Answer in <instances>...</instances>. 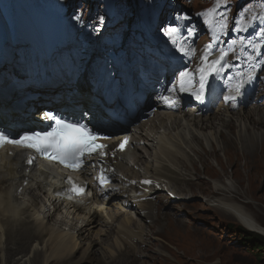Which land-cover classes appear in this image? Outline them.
<instances>
[{
  "label": "bare ground",
  "instance_id": "obj_1",
  "mask_svg": "<svg viewBox=\"0 0 264 264\" xmlns=\"http://www.w3.org/2000/svg\"><path fill=\"white\" fill-rule=\"evenodd\" d=\"M2 46L0 42V53L4 51ZM0 58L4 57L0 55ZM2 70L0 69V72ZM14 70V75H20L18 69ZM55 78L59 80V77ZM81 81L83 90L88 91L89 85L84 75L79 72L78 84ZM0 82L1 85L4 83L2 80ZM8 85L2 86L7 89L0 91V111L6 108L5 102H2L4 97L14 94L16 88L13 80ZM191 110L193 109L189 112H173L157 107L152 114L138 122L134 135L130 138L131 141L135 140V145L142 141V146H133L116 154V145L121 137L117 136L109 142L107 172H120L127 182H133L134 179H139V171H144L158 182V187H149L152 191L150 195H156L155 202L145 200L135 205L129 197L123 195L125 191L109 187L106 191L98 190L94 193L93 200H89L85 205L78 201L63 203L49 192L52 188L58 190L55 187L57 180L53 171L45 170L42 166L29 165L26 156L19 150L0 151V264H20L22 257L18 255L29 252L33 247L27 264H93L94 261L108 262L106 264H135V259L126 262L124 259L117 262L114 259L106 261L112 254L111 246H119L116 243L121 246L126 244L128 252L142 253L140 249L135 250V241L139 244L147 241L149 225L144 224V218L151 219L154 228L156 225L161 227L169 224L185 228L187 221L172 217L179 211H187L193 207L185 202L195 196H202L208 208L230 214L247 226V229L264 233V229L251 221L240 207L233 205L236 201L231 198L235 193L232 192V185L228 186L227 183L221 186L220 178L217 181L212 179L214 185L219 188L209 191L205 196V191L199 184L206 182L202 180L196 167L198 163L204 167L206 161L193 147V144L196 146L197 141L202 140L201 137L206 134L210 135L209 144L216 143L212 139L215 134L227 138L235 131L238 123L242 129L235 136L238 144H243L249 149H254L258 142L261 146L260 140H264V107L260 111L245 114L247 110L237 109V112H233L220 106L215 113L199 116L193 115L194 111ZM44 111L45 109L41 110L39 115ZM2 117L0 114V118ZM33 119L35 120L34 117ZM217 143L225 146L223 139ZM222 149L224 150V147ZM187 150L193 152L196 159ZM128 162L132 165H127ZM217 163L222 169L225 168L222 163ZM87 175L88 170L83 176ZM116 179L117 176L113 175V180ZM118 184L114 181V185ZM34 186L37 187L36 192ZM163 199L175 210L161 213L160 205L164 204ZM207 201L210 205H207ZM104 204L107 206L104 207ZM98 207L100 209H97ZM35 208L39 210L35 211ZM141 210L145 211L143 216ZM54 215L56 217L52 220ZM237 230L239 228H235L234 233H238ZM93 232L96 235L93 236ZM161 232L159 229L152 231L156 235Z\"/></svg>",
  "mask_w": 264,
  "mask_h": 264
},
{
  "label": "rangeland",
  "instance_id": "obj_2",
  "mask_svg": "<svg viewBox=\"0 0 264 264\" xmlns=\"http://www.w3.org/2000/svg\"><path fill=\"white\" fill-rule=\"evenodd\" d=\"M76 1L77 0H10V6L15 18L18 13L29 16L30 18V24L22 20H14L13 24L16 26V35L26 40L23 36L25 31L33 32L41 27L48 28L52 31L55 30L57 25H54V23L61 24L68 18L66 11L70 10L76 12L75 8L79 10L77 6H74ZM174 1H176V5L178 6L191 4L193 6L195 2L194 0L193 3L187 4L185 0ZM201 1L202 0H197L196 2L199 4ZM54 2L56 4L52 17L53 21L51 24L45 25L40 19L43 20L47 16L52 15L49 10L54 8ZM13 47L15 48L16 46ZM15 62L16 59L12 67L10 66V69L16 67ZM22 71L28 72L27 70ZM262 102H264V100ZM256 105L257 104H254L253 106L242 109L244 111L247 110L245 112L246 114L251 111H260L264 107L263 103H258V105ZM216 110L217 108H211L208 114L215 113ZM40 111L41 110H38L36 113L38 114ZM233 112H237V110ZM242 125L241 123V126ZM240 129L241 127L238 123L235 131L227 138H224L221 134L218 136L217 134L213 135L212 139L216 142H214L215 144H209V134L201 137L202 140L197 141L198 144L196 146L193 144V147L200 152L201 158L206 161L204 167H202L200 163H198L196 167V171L201 175L202 180L206 182V184L200 183L199 186L202 187L205 191V196H207L209 191L211 192L219 188L213 183L217 181L218 178L222 181H220L221 186L227 183L228 186L232 185V192H235L233 193L235 196L233 195L231 198L236 201L235 203L233 202V205L240 207L242 211L250 217L251 221L264 229V140L262 138L260 140L262 145L260 146L258 142L254 149L246 148L243 144L240 146L235 140L236 133ZM221 139L224 140L225 146L221 143H217V141ZM222 147H224V150ZM143 152L144 150H142V153ZM187 152L196 159L193 152L189 150H187ZM217 161L222 163L225 168L222 169ZM205 173L207 174L205 175ZM210 176L212 178H210ZM236 181L241 183H237ZM201 197L202 196H195L190 200L187 199L185 203L188 205L192 204L193 207L187 211H179L175 217H172L174 219L178 218L187 221L188 225L185 228L177 227L173 224L161 227L156 225L154 228L151 224L152 220L144 218V224L149 225V229H147V241L140 244L135 241L137 244L135 250L140 249L143 254H138L137 252L132 254V252H128V246L126 244L121 246L119 243H116L121 246V248L119 246H111L110 249L112 250V254L106 261L114 259V261L117 262L124 259L126 262L135 259V264H264L263 260L259 259L255 250L252 249V242L245 240L248 236L244 234L240 239L237 233L233 231L235 228L239 227L249 233L253 230L247 229V226L245 227L241 221L230 214L223 213L215 208H208L202 200L203 197ZM162 202L164 204L160 205L161 213H168L173 209L175 210L173 206L171 207V205L169 206L166 203V200H162ZM106 206L107 205H104V207ZM93 207L95 208L96 205H93ZM97 209H100V207ZM38 210L39 208H35V211ZM140 212L143 213L145 211L141 210ZM40 215H42V212H40ZM55 217L56 215L52 217V220L55 219ZM59 217L61 216L59 215ZM66 229H68V227H66ZM158 229L162 231L161 234L156 235L152 233L153 230ZM94 232L92 233L93 236L96 235ZM253 232L260 235L262 234L264 237L263 232ZM151 237L159 240H153ZM68 245L70 246V243H68ZM96 248H99L98 245ZM33 249L34 247L31 248L29 252L18 255L22 257L20 264H27L28 259L31 258ZM97 263L106 264L108 262L94 261L93 264ZM112 264H114V262Z\"/></svg>",
  "mask_w": 264,
  "mask_h": 264
},
{
  "label": "snow or ice",
  "instance_id": "obj_3",
  "mask_svg": "<svg viewBox=\"0 0 264 264\" xmlns=\"http://www.w3.org/2000/svg\"><path fill=\"white\" fill-rule=\"evenodd\" d=\"M226 2V0H225ZM219 7V4H217ZM216 7L207 10L206 13H200V15H208L212 17L213 29H210L213 36L216 32H225L228 28V16L227 11L219 15V19H216ZM79 18V17H77ZM256 19V17H252ZM100 22H103V17L99 18ZM250 22V21H249ZM165 35L169 40L177 46L180 52H184L186 55H191L194 50L186 49L180 44V28L178 26H168L163 29ZM191 35V32L189 33ZM258 37L264 41V28L256 33ZM218 39V37H216ZM240 44L241 46L247 44L252 50L253 54H248L246 59L250 63V67L255 69L260 64H264V60H257L256 58L261 55L262 44L247 40L241 37L239 41L233 40L230 42L227 50L221 49L219 55L212 60H209V56L213 50V45L210 43L205 46L204 53L201 55V66L197 69L199 73V88L192 92L197 100L204 98L205 86L207 84V78L213 73L219 72L223 67L228 65L224 63L225 57L229 51H233V45ZM239 59V57H236ZM253 72H249L247 79H252ZM194 73L188 71H181L178 76L177 84L170 89L175 91L177 88L179 91H189L192 87V81ZM246 82L243 76L240 77L239 82L234 85V91L237 95L240 94L243 84ZM226 100H234L235 96H228ZM45 120L52 121V123L44 131H25L22 134H17L13 137L10 134H6L5 131H0V146L4 144L18 145L21 148L30 149L36 155L44 157L49 161H55L70 169H79L83 167L85 158L91 157L93 154H98L103 158L105 148L108 145L100 143L101 139H107V137H101L97 131L90 128L86 123H82L79 120H73L61 117L53 112H47L43 117ZM128 143L127 137L122 141H119L116 147L120 151H123ZM35 155H29L26 162L32 165L35 161ZM71 184V191L75 194H79L84 189L76 185L71 177L66 178ZM100 182L106 183L107 177L104 175L103 168L101 169V175L99 177ZM143 183H151V181L145 180Z\"/></svg>",
  "mask_w": 264,
  "mask_h": 264
},
{
  "label": "trees",
  "instance_id": "obj_4",
  "mask_svg": "<svg viewBox=\"0 0 264 264\" xmlns=\"http://www.w3.org/2000/svg\"><path fill=\"white\" fill-rule=\"evenodd\" d=\"M241 229V230H240ZM236 232L238 237L241 239V237L246 234L248 237L245 238V240H249L252 242V249L255 250L256 254L258 255L260 260H263L264 263V237L260 234L252 233V232H246V230L239 227V230Z\"/></svg>",
  "mask_w": 264,
  "mask_h": 264
},
{
  "label": "clouds",
  "instance_id": "obj_5",
  "mask_svg": "<svg viewBox=\"0 0 264 264\" xmlns=\"http://www.w3.org/2000/svg\"><path fill=\"white\" fill-rule=\"evenodd\" d=\"M157 187H158V182H157ZM159 191V190H158ZM174 199H177L176 196L174 197ZM163 200H166V199H163Z\"/></svg>",
  "mask_w": 264,
  "mask_h": 264
}]
</instances>
